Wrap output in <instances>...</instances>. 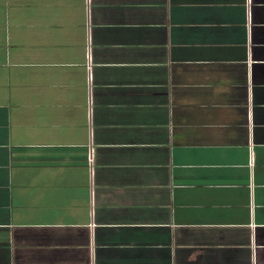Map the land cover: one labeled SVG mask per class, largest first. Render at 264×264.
Listing matches in <instances>:
<instances>
[{
	"label": "crops",
	"instance_id": "obj_1",
	"mask_svg": "<svg viewBox=\"0 0 264 264\" xmlns=\"http://www.w3.org/2000/svg\"><path fill=\"white\" fill-rule=\"evenodd\" d=\"M0 264H264V0H0Z\"/></svg>",
	"mask_w": 264,
	"mask_h": 264
},
{
	"label": "built area",
	"instance_id": "obj_2",
	"mask_svg": "<svg viewBox=\"0 0 264 264\" xmlns=\"http://www.w3.org/2000/svg\"><path fill=\"white\" fill-rule=\"evenodd\" d=\"M92 163H93L92 149H91V147H89L88 153H87V164H88L90 174H91V170H92Z\"/></svg>",
	"mask_w": 264,
	"mask_h": 264
}]
</instances>
